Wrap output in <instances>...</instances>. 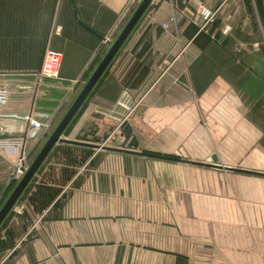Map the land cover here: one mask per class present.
<instances>
[{
  "label": "crops",
  "instance_id": "obj_1",
  "mask_svg": "<svg viewBox=\"0 0 264 264\" xmlns=\"http://www.w3.org/2000/svg\"><path fill=\"white\" fill-rule=\"evenodd\" d=\"M200 2L202 14L189 0H155L64 135L103 143L127 92L138 108L108 146L135 153L56 145L1 233L13 246L0 264H264V0ZM134 3L0 0V68L63 54L56 80L0 69L21 88L3 113L50 123ZM174 11L185 18L163 29ZM209 14L211 29L231 28L222 41L200 31ZM4 132L31 154L41 137L0 117Z\"/></svg>",
  "mask_w": 264,
  "mask_h": 264
},
{
  "label": "built area",
  "instance_id": "obj_2",
  "mask_svg": "<svg viewBox=\"0 0 264 264\" xmlns=\"http://www.w3.org/2000/svg\"><path fill=\"white\" fill-rule=\"evenodd\" d=\"M137 0H132V3ZM198 5V14H202L205 10L204 6L201 4L200 0H189ZM215 14H209L204 22L202 23L201 32L209 33L210 26L214 22ZM185 18L184 11L173 12L168 19L161 24L162 28L168 30L170 26L178 24L182 19ZM231 32V28L225 26L220 31H217L212 35V39L215 41H222L223 38H226ZM106 43H109V38L105 40ZM63 63V54L62 52L47 48L40 71L37 73V76L41 79H59L61 68ZM21 93V88L17 84H12L8 82H0V117L19 119L28 124L32 132L36 135L35 140L38 139L50 126V123H42L37 118L30 114H25L23 116L10 115L3 113L2 108L7 106L9 102ZM139 102L133 101L127 92H124L121 98L118 100L115 109L108 112L107 117L111 118L116 122V127L113 130V133L121 132L122 129L128 124L129 120L134 116ZM111 135V136H112ZM108 137L103 143L99 144L101 147L108 146L110 140ZM26 140L22 137H0V149L4 151V154L7 156H16L17 160L15 163V168L13 170L14 179L20 180L25 174L29 166L26 165L27 160L30 158L31 153L23 151L25 148ZM129 151H135L136 149L131 144L127 143L120 147ZM102 150V149H99ZM176 157L180 158L181 153L176 152ZM16 213L21 215L24 212V208L15 209Z\"/></svg>",
  "mask_w": 264,
  "mask_h": 264
},
{
  "label": "water",
  "instance_id": "obj_3",
  "mask_svg": "<svg viewBox=\"0 0 264 264\" xmlns=\"http://www.w3.org/2000/svg\"><path fill=\"white\" fill-rule=\"evenodd\" d=\"M155 0H142L138 7L136 8L135 12L129 19V21L126 23L116 40L111 43L106 55L90 77V79L86 82L84 87L81 89L79 94L77 95L74 102L71 104L61 121L58 123L54 131L52 132L51 136L48 138L38 155L35 157V159L32 161V163L29 165L28 169L26 170L23 177L19 180L17 186L9 196V198L5 201L3 206L0 208V226L8 216V214L14 209L16 206L18 200L28 187V185L31 183L32 179L37 174L40 167L43 165L51 151L54 149L56 145L59 143H74V144H80V145H86L90 146L94 149H103L107 151H113V152H119V153H135L133 151H129L122 148H112L109 146H103L100 145H93V144H85V143H79L75 141H67L64 139V133L66 129L69 127L83 104L86 102L92 91L95 89L103 75L105 74L106 70L110 66V64L113 62L119 51L122 49L126 41L128 40L131 33L134 31L142 17L145 15L151 4ZM142 154V153H138ZM145 155V154H142ZM214 163H217L216 161L213 162V165L210 164V166L215 168H223L222 166H215ZM199 164V163H197ZM200 165H206V164H200ZM227 171L233 170V168H224Z\"/></svg>",
  "mask_w": 264,
  "mask_h": 264
},
{
  "label": "trees",
  "instance_id": "obj_4",
  "mask_svg": "<svg viewBox=\"0 0 264 264\" xmlns=\"http://www.w3.org/2000/svg\"><path fill=\"white\" fill-rule=\"evenodd\" d=\"M142 0H139L137 2H135L134 4H132L129 8V11L127 12L126 14V17L122 20V22L119 24V26L114 30L113 32V35H112V38H111V42L110 44H106L105 45V49L102 51V53L100 54V56L97 58L96 62H95V65L93 66V70L91 71V73L89 74L87 80L85 81L84 85L86 84V82L90 79V77L92 76V74L94 73V71L96 70V68L98 67V65L100 64V62L102 61V59L104 58V56L106 55L111 43H113L116 38L118 37V35L120 34V32L122 31V29L124 28V26L126 25V23L129 21V19L131 18V16L133 15V13L135 12L136 8L138 7L139 3L141 2ZM250 0H247V3L249 4ZM152 6V4H151ZM151 6L149 7V9L151 8ZM149 9L147 10V12L149 11ZM146 12V13H147ZM145 13V15H146ZM144 15V16H145ZM144 16L142 17V19L144 18ZM141 19V20H142ZM140 20V22H141ZM139 22V23H140ZM138 23V25H139ZM137 25V26H138ZM136 26V27H137ZM136 29V28H135ZM134 29V30H135ZM219 31V30H218ZM210 33H215L217 32V29H211L209 30ZM133 33V32H132ZM131 33V34H132ZM131 36V35H130ZM129 36V38H130ZM128 38V39H129ZM128 41V40H127ZM126 41V42H127ZM126 44V43H125ZM124 44V45H125ZM124 47V46H123ZM122 47V48H123ZM122 50V49H121ZM121 50L119 51V53L121 52ZM44 53H45V49L42 50L40 52V54H37V56L32 58L31 62L33 63V61H35L36 63L33 64V65H30V66H26V67H21V68H11V66H6L5 68L2 67L0 69H8V70H14V69H23V70H28V71H34L35 75L40 71L41 69V65H40V60L43 62V56H44ZM119 53L117 54V56L119 55ZM116 56V57H117ZM115 57V59H116ZM114 59V60H115ZM113 60V62H114ZM113 62L110 64V66L108 67V69L106 70L105 74L108 72V70L110 69V67L112 66ZM63 65V63H62ZM62 70V68H61ZM105 74L103 75V77L105 76ZM60 77H61V73H60ZM102 77V78H103ZM102 78L100 81H102ZM99 81V82H100ZM81 83V82H80ZM99 84V83H98ZM97 84V85H98ZM84 85L80 88V90L78 92H76L78 90V86H79V83L76 85V87L74 88L73 90V93L72 95L70 96L69 100L66 102L65 106L62 107L61 111L58 113V115L50 122V126L49 128L41 135V137L38 139L36 145L34 146L33 148V151H32V156L30 158V160L28 161V164H31L32 161L35 159V157L38 155V153L40 152V150L42 149V147L44 146V144L46 143V141L48 140V138L51 136L52 132L54 131V129L56 128V126L58 125V123L61 121V119L63 118V116L65 115V113L67 112V110L69 109V107L71 106V104L74 102V100L76 99L77 95L79 94V92L81 91V89L84 87ZM97 87V86H96ZM95 87V89H96ZM94 89V90H95ZM94 90L92 91V93L90 94V96H92ZM90 96L88 97V99L86 100V102L83 104V106L81 107V109L79 110V112L77 113V115L75 116V118L73 119V121L71 122V124L69 125V127L66 129L64 135L68 134L69 133V130L71 128V126L76 122V120L78 119V117L81 115V113L83 112L84 110V107L87 103V101L89 100ZM19 135L17 134H10V133H3V134H0V137H17ZM132 145V143H131ZM55 148V147H54ZM54 150V149H53ZM52 150V151H53ZM51 151V153H52ZM50 153V154H51ZM49 154V155H50ZM47 160V159H46ZM45 160V162H46ZM44 165V163H43ZM42 165V166H43ZM42 166L40 167V169L38 170V172L41 170ZM0 169L2 170V174H3V177L5 175V168L4 166L1 165ZM33 180V179H32ZM1 182V181H0ZM19 180H16V179H13L12 181H9L7 182L8 184H5L4 182H2L3 184L0 185V189L3 188V195H4V201L1 203L0 205V208L3 206V204L5 203V201L9 198V196L11 195V193L13 192V190L15 189V187L17 186ZM3 185V186H2ZM30 185V184H29ZM28 185V187H29ZM27 187V188H28ZM26 188V190L24 191V193L22 194V196L20 197V199L18 200L17 204L20 202L21 198L23 197V195L25 194V192L28 190ZM2 190V189H1ZM16 204V205H17ZM15 208V207H14ZM14 210V209H13ZM13 210L8 214V216L6 217V219L4 220V222L2 223V225L0 226V261L3 259V257L6 255L7 251H9L12 246H13V238L11 239L12 237V232L8 231L5 235L7 236L8 235V238H2L1 237V233L2 231L6 228L8 222L11 220V217H12V214H13ZM25 215H28L27 212L25 211Z\"/></svg>",
  "mask_w": 264,
  "mask_h": 264
},
{
  "label": "rangeland",
  "instance_id": "obj_5",
  "mask_svg": "<svg viewBox=\"0 0 264 264\" xmlns=\"http://www.w3.org/2000/svg\"><path fill=\"white\" fill-rule=\"evenodd\" d=\"M113 35V34H112ZM112 35L109 37V43L111 42V38H112ZM93 70V68H91L86 74L85 76L83 77L82 79V82L79 83V86H78V90L76 92H78L80 90V88L84 85L85 81L87 80L89 74L91 73V71ZM78 120V119H77ZM76 120V121H77ZM32 156V154H31ZM30 156V158H31ZM7 159L3 158L2 156H0V167L1 165L4 166L5 168V175L3 177V174H2V170L0 169V185L3 184L2 182H4L5 184H8L7 182L9 181H12L14 179V176H13V170L15 168V163H16V160H17V157H16V160L15 161H10L8 158H10L9 156L7 157V155L5 156ZM30 158L27 160L26 162V165L29 166L30 164H28V161L30 160ZM5 159V160H4ZM4 178V180H3ZM3 186V185H2ZM2 189V190H1ZM0 189V205L1 203L4 201V195H3V188Z\"/></svg>",
  "mask_w": 264,
  "mask_h": 264
}]
</instances>
